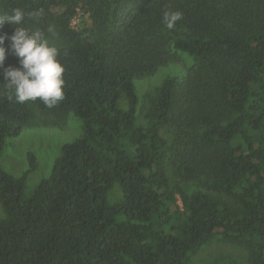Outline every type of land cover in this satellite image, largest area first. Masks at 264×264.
I'll return each instance as SVG.
<instances>
[{
    "label": "trees",
    "instance_id": "16d2710c",
    "mask_svg": "<svg viewBox=\"0 0 264 264\" xmlns=\"http://www.w3.org/2000/svg\"><path fill=\"white\" fill-rule=\"evenodd\" d=\"M15 8L58 49L64 99L19 103L0 84V152L36 110L73 113L82 132L28 195L34 156L19 176L0 165V264H188L215 236L264 264V0H0V17ZM77 8L90 19L80 30ZM165 11L182 13L172 30ZM179 52L191 65L162 80L138 125L137 78ZM167 164L188 188L171 186Z\"/></svg>",
    "mask_w": 264,
    "mask_h": 264
},
{
    "label": "rangeland",
    "instance_id": "374dc122",
    "mask_svg": "<svg viewBox=\"0 0 264 264\" xmlns=\"http://www.w3.org/2000/svg\"><path fill=\"white\" fill-rule=\"evenodd\" d=\"M62 11V7L52 8L49 17L50 37L57 33L55 17ZM90 25L88 14L77 8L72 16L70 26L80 30ZM9 37L12 34H7ZM10 40H5V47ZM10 52L6 60L12 59ZM192 63V57L179 52L178 61L161 67L151 74L139 76L135 82L137 94L136 122L138 125L147 126L151 123L148 115L155 90L162 80L170 76H182ZM35 121L24 125L17 136L6 138L0 152V165L8 173L19 176L29 168V153L34 156L35 168L27 175L24 193L30 194L39 181L49 176L52 165L60 153L63 144L72 142L82 132L81 121L73 113L65 115H53L36 110ZM161 133L168 135L161 129ZM167 174L173 188H188V183L175 175L167 164ZM191 187V186H190ZM191 189V188H190ZM121 198V189L117 183H113L107 193L109 202L118 201ZM180 202V199L178 197ZM5 212L0 204V220L5 218ZM188 264H246V251L239 245L223 241L215 236L210 242L203 245L199 251L193 254Z\"/></svg>",
    "mask_w": 264,
    "mask_h": 264
},
{
    "label": "clouds",
    "instance_id": "9594fccd",
    "mask_svg": "<svg viewBox=\"0 0 264 264\" xmlns=\"http://www.w3.org/2000/svg\"><path fill=\"white\" fill-rule=\"evenodd\" d=\"M182 18L179 11H165L162 22L172 30ZM24 20L25 13L20 8L0 17V28L5 24L18 26L10 37L0 35V68L4 77L0 84L12 90L19 103L39 99L46 106L53 107L64 99L65 67L58 59V49L49 46L41 31L22 27ZM49 31H52L51 27ZM5 40H10L7 48ZM9 52L18 58L19 67H4Z\"/></svg>",
    "mask_w": 264,
    "mask_h": 264
}]
</instances>
